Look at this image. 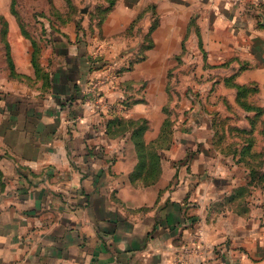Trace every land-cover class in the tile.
Segmentation results:
<instances>
[{
	"label": "crops",
	"instance_id": "crops-1",
	"mask_svg": "<svg viewBox=\"0 0 264 264\" xmlns=\"http://www.w3.org/2000/svg\"><path fill=\"white\" fill-rule=\"evenodd\" d=\"M5 2L9 9L11 0H0V11ZM150 4L163 12L174 41L193 12L204 30L207 22H243L237 13L264 10V0H117L105 33ZM54 55L63 64L69 58ZM160 56L148 52L145 62L105 85L106 97L113 104L124 98L127 110L98 113L84 103L81 92L97 75L86 63L76 81L64 73L61 96L47 94L54 91L51 73L48 92L29 99L32 105L0 98V264H264V191L249 190L235 168L216 162L213 148H197L204 119L149 160L167 119L165 95L148 104L123 85L161 73ZM116 117L144 119L147 128L111 127ZM189 135L196 139L191 145L184 141ZM196 242L204 250L185 254Z\"/></svg>",
	"mask_w": 264,
	"mask_h": 264
},
{
	"label": "rangeland",
	"instance_id": "rangeland-1",
	"mask_svg": "<svg viewBox=\"0 0 264 264\" xmlns=\"http://www.w3.org/2000/svg\"><path fill=\"white\" fill-rule=\"evenodd\" d=\"M3 4L1 99L16 96L25 99L19 102L32 105L29 99L42 98L46 95L42 91L48 92L51 73L54 91L47 94L61 96L67 89L65 74H72L67 77L70 81L80 79L77 69L86 63L97 75L89 79L92 86L81 92L84 103L98 113L117 107L127 110L129 102L124 98L113 104L106 97L105 85L119 81L123 73L145 62L148 52H161V73L123 86L132 89V97L140 94L148 104L165 95L163 113L169 121L171 141L176 135L183 137L185 130L194 132L204 119L197 148H213L216 162L235 168L237 175L248 181L249 190L264 191L263 9L237 13L246 18L243 22H207L204 30L193 12L182 29L176 26L177 32L183 33L174 41L168 38V26L156 4L141 9L122 28L112 27L106 33L103 24L117 0H11L9 9L7 2ZM213 28H217L216 41L211 40ZM117 50L122 51L120 58L111 61L109 55ZM55 52L69 53L66 64ZM185 139L189 145L196 141L193 135ZM187 249L185 254L198 255L204 246L196 242Z\"/></svg>",
	"mask_w": 264,
	"mask_h": 264
},
{
	"label": "trees",
	"instance_id": "trees-1",
	"mask_svg": "<svg viewBox=\"0 0 264 264\" xmlns=\"http://www.w3.org/2000/svg\"><path fill=\"white\" fill-rule=\"evenodd\" d=\"M123 120L124 119H122L120 117H116V118L111 120L110 126L112 127V125H115L116 128L121 129V128H126L127 125L131 124L129 126L132 127L134 125L133 128H135L134 132H136V133H141L147 128V124H146L147 121L144 120V119H141V120H138V121H131V120H129V121L124 120L123 121ZM125 122H126L127 125H122V123H125ZM168 122H169L168 119H166L164 124H163L160 136L152 144L149 145V149H150V151H149L150 152L149 160L152 163H155V160L157 159V153L155 151V150H157V147L159 145L160 146H168L169 145V141L171 140L170 136H169V132H168ZM160 140H167V141H165L163 144L156 145V143L159 142ZM139 146L141 148L145 147V145L142 142L140 143ZM143 153H144V151H143Z\"/></svg>",
	"mask_w": 264,
	"mask_h": 264
},
{
	"label": "built area",
	"instance_id": "built-area-1",
	"mask_svg": "<svg viewBox=\"0 0 264 264\" xmlns=\"http://www.w3.org/2000/svg\"><path fill=\"white\" fill-rule=\"evenodd\" d=\"M193 255V254H192ZM199 255V254H198ZM189 256V255H188Z\"/></svg>",
	"mask_w": 264,
	"mask_h": 264
}]
</instances>
